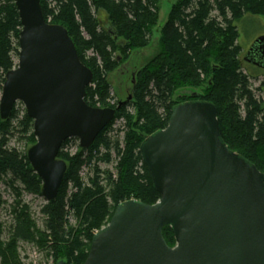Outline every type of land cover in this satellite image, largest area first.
Returning a JSON list of instances; mask_svg holds the SVG:
<instances>
[{
  "label": "trees",
  "instance_id": "1",
  "mask_svg": "<svg viewBox=\"0 0 264 264\" xmlns=\"http://www.w3.org/2000/svg\"><path fill=\"white\" fill-rule=\"evenodd\" d=\"M160 0H41L45 20L64 27L73 41L81 62L92 71L93 82L85 102L93 108L117 109L110 104V75L126 62L131 53L149 46L159 22ZM107 22L102 23L99 14ZM247 16L264 18V0H179L160 30V51L135 74L132 100L117 109L115 119L89 149L72 154L67 140L59 153L68 170L56 200L42 207L44 231L37 228L30 207L22 202L23 193L42 196L43 182L33 170L28 151L11 148L19 135L26 147L34 146V121L25 109L15 106L9 120L0 115V181L16 194L13 207L15 224L8 243L2 241L3 264H23L19 242L35 243L49 251L56 263L85 264L96 232L111 221L117 206L136 200L156 205L160 194L142 160L140 148L147 137L165 130L175 106L208 102L216 106L221 136L229 149L254 164L264 174V83L244 70L239 24ZM22 25L14 0H0V78L19 59ZM193 90L200 96L192 100ZM179 95L180 98L176 99ZM132 107L131 112L129 107ZM126 121L124 140L111 137L118 119ZM116 138V139H115ZM114 165L115 172L100 165ZM90 169L85 180L82 171ZM76 220L70 226L69 218ZM163 236L176 246L173 231Z\"/></svg>",
  "mask_w": 264,
  "mask_h": 264
},
{
  "label": "water",
  "instance_id": "2",
  "mask_svg": "<svg viewBox=\"0 0 264 264\" xmlns=\"http://www.w3.org/2000/svg\"><path fill=\"white\" fill-rule=\"evenodd\" d=\"M14 1L20 52L5 78L0 115L9 120L21 103L34 121L37 143L27 158L43 182L42 197L51 202L68 170L59 159L63 144L77 139L89 149L132 96L117 109L90 107L85 98L93 73L68 31L45 20L41 0ZM257 51L262 57L249 60ZM245 60L264 68V36ZM140 153L161 199L152 206L119 204L94 235L85 264H264V174L224 142L215 105L175 106L168 127L147 137ZM166 227L175 247L164 239Z\"/></svg>",
  "mask_w": 264,
  "mask_h": 264
},
{
  "label": "rangeland",
  "instance_id": "3",
  "mask_svg": "<svg viewBox=\"0 0 264 264\" xmlns=\"http://www.w3.org/2000/svg\"><path fill=\"white\" fill-rule=\"evenodd\" d=\"M179 0H160L159 1V22L157 27L153 31V35L150 41V44L147 48L136 50L131 53L129 59L126 62L121 63L118 70L110 75L109 81L112 86L111 96L112 100L110 104H116L121 102H126L130 96H132L133 85L135 81V74L141 68H143L151 59H153L160 51V30L165 25L168 16L170 14L172 6L177 3ZM99 18L102 23L107 22V17L104 13H100ZM239 45L242 47L241 61L245 71L254 75H259L258 79H253L252 84L253 88L257 89L264 83V70L255 68L244 63V56L249 50L250 46L254 41L261 36H264V18L256 16H247L239 24ZM18 63V61H17ZM3 91V83L0 78V99ZM192 93H198L200 96V90H193ZM257 96L260 99H264V93L256 92ZM190 97L192 100L197 98L192 97V95H185ZM180 98L179 95L176 99ZM19 111H23L25 107L23 104L18 103L16 105ZM130 111L134 113L132 107H129ZM126 121L124 118L118 119L115 121L112 126L114 132L111 134V137L119 136V140L123 142L124 133H121V130L125 129ZM116 139V138H115ZM11 148H17L20 151H28L31 147H26L25 141L20 138L19 135H16L10 143ZM80 148L79 140L73 142L68 151L72 154L78 152ZM102 170H111L115 172L114 165H100ZM90 169H84L82 171V177L87 180L88 176L91 175ZM16 194L12 188L7 185L5 182L0 181V224L2 225V241L8 243L11 237V230L15 224V215L13 212V207L16 204ZM22 202L30 207V212L32 218L36 221L37 228L40 231H44V217L42 215V207L47 204V201L42 196H35L23 193ZM70 226L74 227L76 225V220L70 216L69 218ZM18 252L23 264H58L55 262L54 258L50 255L49 251L39 247L35 243L29 242H19ZM0 264L2 263V257L0 256Z\"/></svg>",
  "mask_w": 264,
  "mask_h": 264
},
{
  "label": "flooded vegetation",
  "instance_id": "4",
  "mask_svg": "<svg viewBox=\"0 0 264 264\" xmlns=\"http://www.w3.org/2000/svg\"><path fill=\"white\" fill-rule=\"evenodd\" d=\"M262 37V36H261ZM259 38V37H258ZM257 38V39H258ZM256 39V40H257ZM255 40V41H256ZM255 41H254V43H255ZM254 43L250 46V48H249V50L246 52V54H245V56H244V63H246V64H248V65H250V66H253V67H255V68H258V69H261V70H264V68H262V67H257V66H255L254 64H252V63H250L249 61H246L245 60V58H246V56L248 55V53H249V51L251 50V48L253 47V45H254ZM252 55V54H251ZM261 54H260V52L259 51H257L256 53H255V55H252L251 57V59H249V60H254L253 58L254 57H256V56H258V58H261L262 56H260Z\"/></svg>",
  "mask_w": 264,
  "mask_h": 264
}]
</instances>
